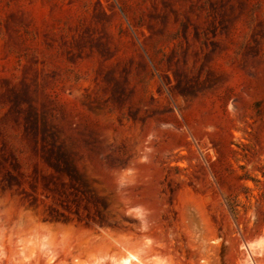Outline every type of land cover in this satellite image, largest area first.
I'll list each match as a JSON object with an SVG mask.
<instances>
[{
  "label": "rangeland",
  "instance_id": "1",
  "mask_svg": "<svg viewBox=\"0 0 264 264\" xmlns=\"http://www.w3.org/2000/svg\"><path fill=\"white\" fill-rule=\"evenodd\" d=\"M264 264V0H0V264Z\"/></svg>",
  "mask_w": 264,
  "mask_h": 264
},
{
  "label": "bare ground",
  "instance_id": "2",
  "mask_svg": "<svg viewBox=\"0 0 264 264\" xmlns=\"http://www.w3.org/2000/svg\"><path fill=\"white\" fill-rule=\"evenodd\" d=\"M131 261H138V258L133 254H128L127 256H124L120 258L119 264H131Z\"/></svg>",
  "mask_w": 264,
  "mask_h": 264
}]
</instances>
